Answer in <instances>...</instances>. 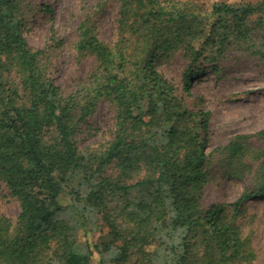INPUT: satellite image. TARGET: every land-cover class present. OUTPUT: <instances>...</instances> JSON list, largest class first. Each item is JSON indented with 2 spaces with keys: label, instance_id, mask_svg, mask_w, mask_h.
I'll list each match as a JSON object with an SVG mask.
<instances>
[{
  "label": "trees",
  "instance_id": "16d2710c",
  "mask_svg": "<svg viewBox=\"0 0 264 264\" xmlns=\"http://www.w3.org/2000/svg\"><path fill=\"white\" fill-rule=\"evenodd\" d=\"M118 4L112 45L88 20L79 23L75 51L96 67L63 94L43 52L22 35L36 5L0 0V182L19 204L15 222L0 216V264H129L131 250L134 264H251L236 219L243 202L264 199V149L241 135L207 152L209 115L191 91L206 72L218 73L234 43L264 60V0L207 10L184 0ZM176 56L186 64L177 84L161 71ZM101 100L115 111L113 137L104 149L80 150L76 135ZM255 137L264 140V130ZM247 174L256 186L230 214L202 205L213 180ZM102 226L111 241L89 242L90 228Z\"/></svg>",
  "mask_w": 264,
  "mask_h": 264
},
{
  "label": "rangeland",
  "instance_id": "374dc122",
  "mask_svg": "<svg viewBox=\"0 0 264 264\" xmlns=\"http://www.w3.org/2000/svg\"><path fill=\"white\" fill-rule=\"evenodd\" d=\"M31 1L36 5L35 11L22 29L23 38L31 50L43 52L42 62L47 74L60 92L75 93L96 67L92 57L78 55L75 51L77 27L81 21L88 20L98 38L112 45L117 38L118 0ZM218 2L239 6L255 4L257 0H184L189 8L195 5L204 10ZM41 5L50 7L52 15L42 12L37 7ZM248 45L232 44L220 58L217 74L208 71L192 82L193 97L202 100L199 107L209 115L207 152L241 135L249 137L252 148L264 149V140L255 137L257 132L264 130V60L255 55L254 49ZM185 65V61L176 56L164 63L161 71L167 79L177 84ZM114 115L113 106L101 100L92 116L79 128L75 138L78 149H104L113 137ZM247 163L252 164L255 170L261 162L248 160ZM105 172L108 176H116V170L112 167ZM252 174L240 180L216 178L204 188L202 205L205 208L215 204L225 205L230 214L233 203L240 195L256 186L257 181ZM135 179L138 178L130 179L129 183ZM18 214V202L9 196L0 182V216L15 222ZM236 220L241 234L251 241L255 253L251 264H264V199L243 202ZM86 237L91 243L104 244L109 243L112 236L102 226L90 228ZM135 259V253L131 250L129 264H134Z\"/></svg>",
  "mask_w": 264,
  "mask_h": 264
}]
</instances>
